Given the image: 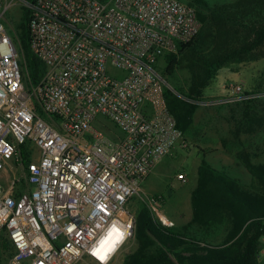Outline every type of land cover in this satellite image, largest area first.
Returning a JSON list of instances; mask_svg holds the SVG:
<instances>
[{
	"label": "built area",
	"instance_id": "1",
	"mask_svg": "<svg viewBox=\"0 0 264 264\" xmlns=\"http://www.w3.org/2000/svg\"><path fill=\"white\" fill-rule=\"evenodd\" d=\"M25 5L30 49L45 72L27 88L0 0V243L5 237L12 248L2 264H109L134 237L130 200L144 194L161 160L187 147L155 66L191 42L201 23L179 0ZM229 89V100L248 96L241 84ZM146 204L161 225L175 226L159 198L146 196ZM261 231L264 264V219ZM111 239L118 248L108 254Z\"/></svg>",
	"mask_w": 264,
	"mask_h": 264
},
{
	"label": "trees",
	"instance_id": "2",
	"mask_svg": "<svg viewBox=\"0 0 264 264\" xmlns=\"http://www.w3.org/2000/svg\"><path fill=\"white\" fill-rule=\"evenodd\" d=\"M32 3L34 0H23ZM197 11L201 29L189 43L179 45L165 57V75L173 77L177 68L189 74L186 89L164 87L167 108L185 135L193 124L204 90L218 71L229 63L246 58H264V0H236L210 7L205 0L188 3ZM30 10L25 9L19 31L11 38L17 45L19 63L27 88L39 83L45 72L43 63L30 49ZM181 95V97L179 96ZM236 132H257L264 119L243 113ZM29 162L26 147H21ZM238 159L251 176V186L212 167L202 159L197 168V182L190 195L192 216L181 227L161 225L142 203L137 204L134 238L136 249L122 264H259L258 240L264 219V163H254L256 154L246 150ZM225 236L219 244L209 237L216 228ZM12 252L4 237L0 243V264Z\"/></svg>",
	"mask_w": 264,
	"mask_h": 264
},
{
	"label": "rangeland",
	"instance_id": "3",
	"mask_svg": "<svg viewBox=\"0 0 264 264\" xmlns=\"http://www.w3.org/2000/svg\"><path fill=\"white\" fill-rule=\"evenodd\" d=\"M184 4L192 0H179ZM210 7L220 6L236 0H205ZM7 10L4 12V23L11 35L17 33L23 22V14L27 8L23 0H4ZM10 35V36H11ZM17 47V45H16ZM165 58L155 66L165 87L177 93L174 89H186L189 74L182 68H177L173 77L165 75ZM24 80V79H23ZM25 83V81H24ZM241 84L246 98L229 100L230 85ZM181 97V95H179ZM199 102H213L212 104H196L193 124L184 135L187 142L185 149H174L171 154L161 160L149 177L142 183L144 194L134 196L127 208L136 218L137 204L145 206L146 196L157 197L161 201V212L175 226L188 222L191 219L190 195L197 182V168L202 159L212 167L225 172L231 178L245 182L242 171L253 180L245 170L238 153L246 150L256 154L254 163H264V124L257 132L249 134L236 132V127L243 120V113L251 111V115L264 119V58L237 60L221 68L213 78L211 84L204 90L203 98ZM110 133L121 136V132L111 122H107ZM39 155L33 151L32 159L37 160ZM10 172L11 168H7ZM183 175L184 181L177 179ZM147 207V206H146ZM225 231L216 228L209 240L219 244ZM136 249L135 238L124 244L109 264H122L124 257ZM81 264H95L89 260Z\"/></svg>",
	"mask_w": 264,
	"mask_h": 264
},
{
	"label": "bare ground",
	"instance_id": "4",
	"mask_svg": "<svg viewBox=\"0 0 264 264\" xmlns=\"http://www.w3.org/2000/svg\"><path fill=\"white\" fill-rule=\"evenodd\" d=\"M108 240V239H107ZM107 240H105V242H107ZM118 241H116V239L115 240H113V239H111L109 242H108V248H107V252H108V254L110 253V254H113V253H115V251H116V249L118 248Z\"/></svg>",
	"mask_w": 264,
	"mask_h": 264
},
{
	"label": "crops",
	"instance_id": "5",
	"mask_svg": "<svg viewBox=\"0 0 264 264\" xmlns=\"http://www.w3.org/2000/svg\"><path fill=\"white\" fill-rule=\"evenodd\" d=\"M157 165H158V164H157ZM157 165H156V166H157ZM155 168H156V167H155ZM155 168H154V169H155ZM154 169H153V170H154ZM152 172H153V171H152ZM152 172H151V173H152ZM151 173H150V174H151ZM242 176L245 178V179H244L245 182L240 181V180L237 179V178H235V179H237L242 185H248V183H246V182H249L251 179H249V178L247 177V175H245V171H242ZM148 177H149V176H148ZM148 177H147V178H148ZM191 216H192V213H191ZM190 220H191V219H190ZM190 220H189L188 222H184L183 224H179L178 226L176 225V227H181V226H183V225H186L187 223L190 222Z\"/></svg>",
	"mask_w": 264,
	"mask_h": 264
},
{
	"label": "snow or ice",
	"instance_id": "6",
	"mask_svg": "<svg viewBox=\"0 0 264 264\" xmlns=\"http://www.w3.org/2000/svg\"><path fill=\"white\" fill-rule=\"evenodd\" d=\"M103 259V257H101Z\"/></svg>",
	"mask_w": 264,
	"mask_h": 264
}]
</instances>
